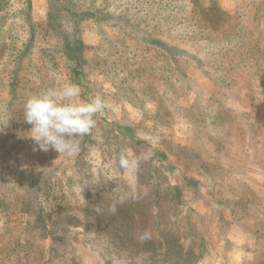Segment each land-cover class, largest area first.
Wrapping results in <instances>:
<instances>
[{
	"label": "rangeland",
	"instance_id": "obj_1",
	"mask_svg": "<svg viewBox=\"0 0 264 264\" xmlns=\"http://www.w3.org/2000/svg\"><path fill=\"white\" fill-rule=\"evenodd\" d=\"M66 82L109 107L33 151ZM0 264H264V0H0Z\"/></svg>",
	"mask_w": 264,
	"mask_h": 264
},
{
	"label": "clouds",
	"instance_id": "obj_2",
	"mask_svg": "<svg viewBox=\"0 0 264 264\" xmlns=\"http://www.w3.org/2000/svg\"><path fill=\"white\" fill-rule=\"evenodd\" d=\"M80 94L78 85L66 82L27 96L23 119L31 125L26 136L33 142V151L54 150L68 156L78 151L79 140L75 138L90 134L96 125L95 116L109 107L108 101L99 94L77 101ZM150 156L151 152L137 159L121 155L119 166L134 167L140 159L147 160ZM119 202L122 203L123 198ZM109 210L115 213L117 209L112 205ZM149 238L147 232L142 236L144 240Z\"/></svg>",
	"mask_w": 264,
	"mask_h": 264
},
{
	"label": "trees",
	"instance_id": "obj_3",
	"mask_svg": "<svg viewBox=\"0 0 264 264\" xmlns=\"http://www.w3.org/2000/svg\"><path fill=\"white\" fill-rule=\"evenodd\" d=\"M71 49H75V47L71 48ZM77 49H79V47H77Z\"/></svg>",
	"mask_w": 264,
	"mask_h": 264
}]
</instances>
